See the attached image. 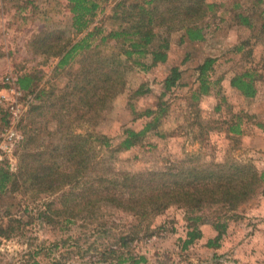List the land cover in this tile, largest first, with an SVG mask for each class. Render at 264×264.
<instances>
[{
  "label": "rangeland",
  "instance_id": "rangeland-1",
  "mask_svg": "<svg viewBox=\"0 0 264 264\" xmlns=\"http://www.w3.org/2000/svg\"><path fill=\"white\" fill-rule=\"evenodd\" d=\"M117 1L105 0L89 28L100 25L110 30L117 26L109 19ZM205 2L213 7L200 24L208 25L204 41H190L182 31L170 34L165 63L147 70L133 66L125 74L124 89L99 121L92 126L75 123L68 129L72 135L89 130L105 136L111 149L96 141L94 150L103 161H109L107 165L126 172H150L182 161L205 165L233 161L264 172V0ZM70 17L66 0H0V166L11 173L17 171L26 117L35 104V94L20 90L17 79L25 74L35 76V92L51 91L55 102L62 92L67 95L71 91H65V86L78 59L71 63L70 71L57 73L58 59L35 48L36 38L45 39L49 34L75 39ZM208 58L214 59V64L205 77L207 91L202 93L197 70ZM142 62L150 64V58ZM172 68L179 69L180 79L166 90L164 81ZM243 73L253 76L254 97H244L230 84ZM147 110L158 117L159 135L149 132L132 150L115 152L125 129L139 131L152 120L153 116L144 115ZM53 114L51 109L35 119L41 127L54 129L58 122ZM69 118L66 115L63 122ZM230 124L239 125V134L228 130ZM68 189L53 197L34 196L33 189L12 191L10 185L0 191V264H117L120 253L134 261L144 258L139 264H248L227 252L228 233L241 244L256 232L264 233V187L236 211L208 207L191 212L169 207L153 218L148 233H138L128 247H122L120 239L130 240L134 222L119 210L102 207L96 216L78 217L73 223L40 219L45 205L63 193L70 195ZM197 216L202 219L193 222ZM223 223L224 233L215 241V226ZM190 227H196L201 237L182 249ZM210 241L215 244L208 246ZM240 253L246 258L256 252ZM252 264L264 262L253 260Z\"/></svg>",
  "mask_w": 264,
  "mask_h": 264
},
{
  "label": "trees",
  "instance_id": "trees-1",
  "mask_svg": "<svg viewBox=\"0 0 264 264\" xmlns=\"http://www.w3.org/2000/svg\"><path fill=\"white\" fill-rule=\"evenodd\" d=\"M66 1L71 16L69 28L75 39L63 34H46L45 39L36 38L35 48L47 57L58 59L54 69L57 73L64 69L70 71L71 63L78 59V67L69 74L65 86V91H71L67 95L62 92L55 102L53 92H35V76L18 77L19 89L35 94V104L26 117L17 171L11 173L0 166V191L10 185L12 191L33 189L34 196L53 197L69 188L70 195L63 193L55 197L45 205L44 211L39 212L40 219L49 223L61 219L73 223L78 217L90 219L102 207L119 210L134 222L131 237L128 236L130 240L127 237L120 239L122 247H128L138 233H148L153 218L169 207L191 212L210 207L228 212L236 211L254 198L264 187V172L249 163L225 161L205 165L182 161L162 171H120L107 165L109 161H103L94 150L96 141L97 145L110 148L105 136L88 133L89 130L83 135H72L68 130L75 123L92 126L99 121L113 98L124 89L125 74L133 66L147 70L165 63L170 34L182 31L190 41H204L208 25L200 24L213 6L205 0H118L109 17L117 22V26L105 30L100 25L89 28L105 0ZM107 44L112 45L110 49H101ZM146 58H150V64L142 62ZM213 64L214 59L208 58L198 67L202 93L207 91L205 77ZM179 79V69L172 68L164 81L165 89L175 87ZM230 84L244 97L256 94L250 73L235 76ZM51 109L54 111L52 118L58 123L54 124V129L41 127L36 116L42 117ZM154 114L151 110L144 113L147 117ZM66 115L70 118L65 124L63 118ZM157 121L156 115L139 131L125 129L114 151L132 150L149 132L159 135ZM62 128L61 136L55 138ZM228 130L239 134V125L230 124ZM72 197L73 202L64 203ZM201 219L197 216L192 221ZM225 226L224 223L215 226L218 232L215 241L221 238ZM190 228L182 249L201 237L196 227ZM215 241L208 242V246ZM117 260V264L145 261L144 258L134 261L131 256L124 258L123 253Z\"/></svg>",
  "mask_w": 264,
  "mask_h": 264
},
{
  "label": "crops",
  "instance_id": "crops-1",
  "mask_svg": "<svg viewBox=\"0 0 264 264\" xmlns=\"http://www.w3.org/2000/svg\"><path fill=\"white\" fill-rule=\"evenodd\" d=\"M263 234V232H256L254 235L249 237L247 242L241 244L239 242H236V238H234L233 236L230 237L231 234L228 233V239L224 243V247L226 248L227 252L229 251L230 253L236 254V257L242 258L248 264H252L253 260H260L264 262V238L261 237ZM208 237L210 238L211 236ZM230 247H232V249ZM241 251H243L244 253L255 251L256 253H253L254 256L243 258L242 254L240 253Z\"/></svg>",
  "mask_w": 264,
  "mask_h": 264
},
{
  "label": "built area",
  "instance_id": "built-area-1",
  "mask_svg": "<svg viewBox=\"0 0 264 264\" xmlns=\"http://www.w3.org/2000/svg\"><path fill=\"white\" fill-rule=\"evenodd\" d=\"M2 160V157L0 156V161Z\"/></svg>",
  "mask_w": 264,
  "mask_h": 264
}]
</instances>
